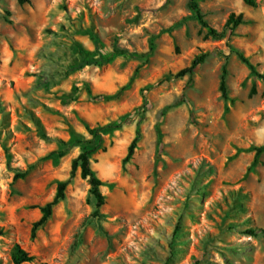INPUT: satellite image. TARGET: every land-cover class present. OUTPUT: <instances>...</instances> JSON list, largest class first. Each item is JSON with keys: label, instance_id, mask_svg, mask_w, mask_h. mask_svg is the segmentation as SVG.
Listing matches in <instances>:
<instances>
[{"label": "rangeland", "instance_id": "374dc122", "mask_svg": "<svg viewBox=\"0 0 264 264\" xmlns=\"http://www.w3.org/2000/svg\"><path fill=\"white\" fill-rule=\"evenodd\" d=\"M196 2L217 31L231 13L242 21L211 39L188 0H0V264L15 245L33 257L24 264H264V151L253 150L264 144V80L235 55L264 76V0ZM84 28L100 54L118 47L135 58L65 73L72 42L92 54ZM201 54L191 76L175 77ZM113 123L90 156L104 198L96 219L85 180L78 170L69 178L80 147L42 158L56 140L88 139L84 125ZM61 181L63 199L30 240Z\"/></svg>", "mask_w": 264, "mask_h": 264}, {"label": "trees", "instance_id": "16d2710c", "mask_svg": "<svg viewBox=\"0 0 264 264\" xmlns=\"http://www.w3.org/2000/svg\"><path fill=\"white\" fill-rule=\"evenodd\" d=\"M242 3L245 5H252V0H241ZM16 3L21 6L23 4H27L28 0H16ZM187 8L191 14V17L195 19L197 24L201 29L205 30L204 37H209L211 39H219L223 36L225 29L231 32L236 26H238L241 21L242 17L240 14L234 15L229 14L224 22V25L220 31H217L207 25V23L204 21L203 17L199 13L197 2L196 0H188ZM78 33L84 34L88 37L90 40L93 51L92 54L89 55V53L84 50L79 44L72 42L71 43V53L75 56V58L70 61L64 72L65 73H72L75 71H78L84 67L87 66H102L107 63H109L113 58L119 57V56H126L128 58H135L133 54L128 53L126 50L113 47L111 51L107 54H100L98 50L99 46V38L91 28H84L77 31ZM152 46L151 42L148 43V53L151 51ZM236 58L241 62L246 68L249 70V73L254 76L258 77L262 80H264L263 75H258L255 71L254 67L239 53L235 52ZM206 58V54H201L195 58L192 59L190 64L176 72L175 77H183L187 75L188 77L191 76L192 71L195 67L200 65L204 59ZM136 71V70H135ZM224 67L221 66V74H220V80H219V92L221 94V97L223 99L226 98V91L224 86ZM255 94L254 86H251L248 92V97H251ZM110 96H104V95H96L93 97H90V99L93 102L101 101V100H108L110 99ZM121 126V123H113V124H107L100 127H88L87 125H84V129L88 135V139H82V138H76L74 140L70 141H60L56 140V148L50 152H48L42 159H50L52 161H56L63 156L66 155V153L73 147H80L78 154L70 161V170H69V178H71L76 170L79 172V177L83 180H85L87 186H88V193L94 200V209L91 213V217L100 219L101 215L98 212V209L100 206L103 205V196L99 191V187L101 186V182L99 179L95 176V173L90 168V156L94 154L97 151H104V147L102 146V136L105 133H110L114 130L119 129ZM36 133L38 137L44 141H50V139L45 135L41 127L38 125L36 126ZM139 138V129H138V123L135 126L134 131V137L130 141L124 158L122 159V163L127 162L132 153L135 149L136 142ZM160 135H157V140L159 142ZM254 157L259 155L261 152L264 151V144L260 145L258 147H255L254 149ZM7 156V155H6ZM28 172V169L24 171H16L12 176V182L22 179ZM67 181H61L56 184L55 192L51 198V200L47 203H45L43 206L39 207V218L31 224L30 231H29V239L32 240L35 237V233L37 230L41 229L44 224L47 222V220L50 218L52 208L63 199L64 196V189L66 187ZM256 230L255 229H247L245 231V234L249 236H256ZM33 260V257L28 255L24 250L19 248V246L15 245L12 248L11 254H10V261L11 264H24L27 262H30ZM44 264V263H43Z\"/></svg>", "mask_w": 264, "mask_h": 264}]
</instances>
